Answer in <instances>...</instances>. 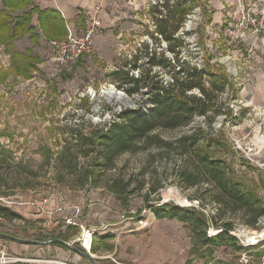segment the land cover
I'll list each match as a JSON object with an SVG mask.
<instances>
[{"label": "rangeland", "instance_id": "1", "mask_svg": "<svg viewBox=\"0 0 264 264\" xmlns=\"http://www.w3.org/2000/svg\"><path fill=\"white\" fill-rule=\"evenodd\" d=\"M159 1L140 0L139 10L132 13L135 18L125 20L128 30L122 36L116 30L105 52L96 49L95 40L93 53L70 68L54 62L50 42L59 40L42 37L33 43L20 36L9 47L0 36V206L21 217L0 216V233L33 241L45 252L38 259L21 258L11 246L23 242L0 237L17 259L13 264L47 262V253L57 248L75 258L61 260V254L50 252L53 264H264V217L253 229L243 223L242 214L213 203L214 192L202 181L196 157L198 150L206 149L225 161L235 181L254 192L264 206V33H235L231 18L249 7L258 12L264 0H197L171 44L157 32L158 22L162 27L173 25L166 21L171 17L167 9L154 11ZM180 15L176 10L175 21ZM32 24L40 32L36 16ZM171 46L181 61L198 67L210 62L212 69L230 74L232 88L219 93L220 112L212 128L198 116L187 127L155 131L151 137L159 141L149 140L118 156L111 169L90 175V161L82 159L84 169L60 172V161H74L69 151L72 130L88 135L107 127L125 109L148 110L146 88L128 95L127 85L120 87L123 81L115 80L112 72L123 68L130 77H140L151 69V77L160 72L166 84L171 72L152 69L149 61L158 52L178 64ZM111 88L124 92L127 102L106 97L104 92ZM227 109L234 113L228 120ZM199 128L212 132L210 148L202 137L189 147L199 139L194 137ZM217 142L227 149L216 151ZM183 149L189 151L186 156ZM186 174L191 176L188 181ZM194 182L198 183L191 185ZM117 185L123 194L114 193ZM167 203L202 210L215 217L214 224L203 228L158 218L153 207ZM228 223L235 241L205 245L204 231L215 237L221 232L218 226ZM253 237L259 240L255 243Z\"/></svg>", "mask_w": 264, "mask_h": 264}, {"label": "trees", "instance_id": "2", "mask_svg": "<svg viewBox=\"0 0 264 264\" xmlns=\"http://www.w3.org/2000/svg\"><path fill=\"white\" fill-rule=\"evenodd\" d=\"M1 3L0 36H4V41L9 47L12 46L14 39L20 36H28L33 43L42 37L45 40H62L66 37L63 19L56 11L39 10L33 4V0H2ZM172 3L171 0H162L161 5H157L154 10L162 13L167 9L171 14V17L169 16L166 21H170L173 25L162 27V22L157 24L159 28L157 32L163 35L170 44L177 39L175 35L184 19L198 5L197 0H178L176 4ZM176 10L181 12L178 21H175ZM34 15H38L37 22L40 32H37L36 26L32 24ZM169 51L177 58L178 64L173 58H167L165 53L158 52L152 53V58L149 61L152 69L159 71L167 69L171 72L170 81L166 84L159 78L160 72L151 77V69L147 73L142 72L140 77H130L129 71L123 68H116L112 72V77L115 80L123 81L120 87L127 85L125 91L128 95L141 93V88H146L148 101L151 103L148 110L144 109L145 111L142 112L141 109H125L107 127L96 129L88 135L81 130H72L73 146L69 151L74 161L73 163L60 161L57 164L60 172L70 168L74 170L84 169L82 162H80L82 159L90 161L91 171L88 172L90 175L96 171H101L102 168L111 169L115 166V159L118 156L131 152L135 148H141L149 140L159 141V139L151 137L155 131L187 127L198 116L205 117L209 127L212 128V121L215 115L220 112L218 109L220 107L219 93L227 88H232L233 81L230 74L223 69H212L214 65H210V62L205 66L198 67L189 61H181L179 52L175 47L171 46ZM26 56V60L29 61L31 56ZM22 59L23 57H21ZM216 66L219 68L221 64L217 63ZM207 84L209 88H207ZM195 91L200 92V95L193 94ZM225 115H227V120L233 118V110L227 109ZM211 134L212 132L209 133V130L208 133H204L199 128L198 133L194 135L195 138L199 139L192 142L189 147L196 146L202 137L203 141L207 143V148H210L213 146L211 145L213 140L210 137ZM187 140L182 139L185 142ZM217 145L216 151L222 152L227 149L219 142ZM205 151L206 149L198 150L196 157L202 168L204 176L202 181L210 188L209 191L214 192L213 203L219 207L222 205L227 212L242 214L243 223L246 226L258 229V223L264 217V206L261 201L254 192L249 191L242 183L235 181L229 167H226L225 161H222L215 154H209ZM188 152V150L183 149L182 155L186 156ZM61 176L63 177V175ZM190 178L191 176L186 174V180L188 181ZM89 179L90 177L87 175L86 180ZM197 183L194 182L191 185ZM117 187L118 185L113 186L114 193L123 194L124 189ZM153 208L158 218L178 219L195 227H209L215 219L202 210L181 208L169 203ZM0 216L9 219L21 218L15 212L1 206ZM218 228L221 232L215 237H208L206 232H203L205 245L207 242H212L220 247L230 241H235V238L229 235L233 229L232 224H224Z\"/></svg>", "mask_w": 264, "mask_h": 264}, {"label": "crops", "instance_id": "3", "mask_svg": "<svg viewBox=\"0 0 264 264\" xmlns=\"http://www.w3.org/2000/svg\"><path fill=\"white\" fill-rule=\"evenodd\" d=\"M33 4L37 6L39 10H54L59 13L65 25L66 35L68 29H71L78 35H82L86 28L87 18L97 6H100L102 28L95 39V46L100 52H105V45L111 43V38L114 36L116 30H118L117 33L119 32V36H122L123 32L128 30L127 26H125L128 22L125 20L135 18L132 13L139 10L140 0H33ZM34 16H36L37 20L38 15ZM231 18L233 20L235 17ZM232 22L233 21H231L230 24H232ZM250 49L252 50V48ZM107 50H109V48ZM102 243H104V240ZM37 245L38 244L33 241H27L22 244L14 243L11 249L13 254L21 258L38 259L37 257H41L40 255L45 254V252L40 251L39 248L41 247ZM50 252L61 254L63 258H60L61 260H65V258L68 257L75 258V254L71 253V256H68L64 252V249L60 250L57 248L55 251ZM50 252L47 253L48 258L46 259L54 260L52 259L53 257L50 256ZM49 260L38 264H53Z\"/></svg>", "mask_w": 264, "mask_h": 264}, {"label": "built area", "instance_id": "4", "mask_svg": "<svg viewBox=\"0 0 264 264\" xmlns=\"http://www.w3.org/2000/svg\"><path fill=\"white\" fill-rule=\"evenodd\" d=\"M257 11L255 12L254 7H249L248 10L242 9L238 16L233 18L235 21L233 25L235 33L236 31L242 35L247 31H251L254 34L264 33V2L259 4ZM100 13L101 7L97 6L87 18L86 28L82 35H78L68 29L64 39L50 42L54 49V62L57 65L70 68L84 57L93 53L95 39L102 28ZM118 92L120 93L121 91ZM121 93L127 97L124 92ZM87 94H90V91L82 95V97ZM15 260L17 259L11 256L5 241L0 238V264H13Z\"/></svg>", "mask_w": 264, "mask_h": 264}, {"label": "bare ground", "instance_id": "5", "mask_svg": "<svg viewBox=\"0 0 264 264\" xmlns=\"http://www.w3.org/2000/svg\"><path fill=\"white\" fill-rule=\"evenodd\" d=\"M104 95L106 96V97H108L109 99H111V100H115V101H117V102H127V98H126V96L123 94V93H119V92H117L114 88H111V89H109V90H107V91H105L104 92ZM177 192L176 191H170L169 192V194L170 195H174V194H176ZM167 197H169V196H167ZM178 199L180 200V201H182V198L181 197H179L178 196ZM184 203H186V202H184ZM89 237V236H88ZM86 244V246L88 247V248H91L90 247V244H89V240H87V242L85 243Z\"/></svg>", "mask_w": 264, "mask_h": 264}, {"label": "water", "instance_id": "6", "mask_svg": "<svg viewBox=\"0 0 264 264\" xmlns=\"http://www.w3.org/2000/svg\"><path fill=\"white\" fill-rule=\"evenodd\" d=\"M0 237H5V238H8V239H11V240H15V241H18V242H23V240H20V239H16V238H13V237H10V236H6V235H4V234H1L0 233ZM259 240V237L256 239L255 237H253V241L255 242V241H258ZM58 242H60L61 243V241H58ZM63 243V242H62ZM256 243V242H255ZM63 244H65V243H63ZM82 255H85L88 259H92V256L90 255V254H82Z\"/></svg>", "mask_w": 264, "mask_h": 264}]
</instances>
